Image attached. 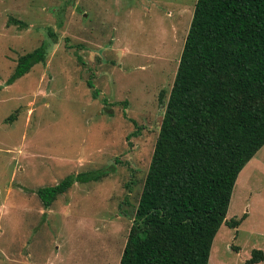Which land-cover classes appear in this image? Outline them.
Segmentation results:
<instances>
[{
	"label": "rangeland",
	"instance_id": "374dc122",
	"mask_svg": "<svg viewBox=\"0 0 264 264\" xmlns=\"http://www.w3.org/2000/svg\"><path fill=\"white\" fill-rule=\"evenodd\" d=\"M194 2L0 0V264H118ZM42 42L45 62L7 85ZM103 173L48 208L36 194ZM254 248L264 145L237 175L208 264H245Z\"/></svg>",
	"mask_w": 264,
	"mask_h": 264
},
{
	"label": "trees",
	"instance_id": "16d2710c",
	"mask_svg": "<svg viewBox=\"0 0 264 264\" xmlns=\"http://www.w3.org/2000/svg\"><path fill=\"white\" fill-rule=\"evenodd\" d=\"M47 55L44 42L19 55L7 85ZM160 99L163 116L118 264H208L237 175L264 145V0H195ZM104 174H70L36 194L48 208L76 180ZM263 260L254 248L245 264Z\"/></svg>",
	"mask_w": 264,
	"mask_h": 264
}]
</instances>
